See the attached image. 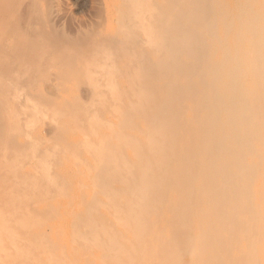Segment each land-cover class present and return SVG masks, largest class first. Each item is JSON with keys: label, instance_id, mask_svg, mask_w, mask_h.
<instances>
[{"label": "bare ground", "instance_id": "obj_1", "mask_svg": "<svg viewBox=\"0 0 264 264\" xmlns=\"http://www.w3.org/2000/svg\"><path fill=\"white\" fill-rule=\"evenodd\" d=\"M121 1L114 34L124 37L112 40L117 43L113 54L124 51L120 74L115 75L108 62L113 54L106 49L99 52V68L112 100L94 87L95 96L110 103L117 119L90 118L95 141L86 138L83 147L93 158L84 165L92 193L73 218L70 259L39 252L37 258L25 254V260L35 264L45 256L46 264H83L87 257L91 264H164L161 256H167L168 264H218L235 232L248 225L237 209L227 211L235 205L228 198L238 190L234 187L248 184L255 174L264 194V133L256 142L250 134L253 116L260 112L264 119V80L260 85L254 81L264 75V0H237V7L232 5L226 26L234 16L248 15L251 36L234 24L229 43L216 60L211 55L220 47L222 30L215 16L228 0ZM137 37L142 44L138 50ZM216 67L224 92L217 87ZM154 75L160 77L154 80ZM121 78L126 81L122 89L117 83ZM186 80L191 86L181 88ZM156 81L159 86L154 90L151 84ZM157 96L158 102H153ZM244 143L252 148L247 156ZM252 157L260 158L259 174ZM167 207L173 208L170 221L164 220ZM156 211L159 218L154 220ZM226 218L223 225L231 234L221 231ZM153 227L159 228L156 237ZM149 234L156 238L152 240L156 246L164 243L161 249L169 244L168 253L162 249L166 256L161 249L157 253V247L154 253L151 250L153 255L144 253L145 246L152 247ZM244 239L247 256L239 264H259L256 239L249 234ZM254 245L256 252L251 249ZM152 256L162 260L156 262Z\"/></svg>", "mask_w": 264, "mask_h": 264}, {"label": "rangeland", "instance_id": "obj_2", "mask_svg": "<svg viewBox=\"0 0 264 264\" xmlns=\"http://www.w3.org/2000/svg\"><path fill=\"white\" fill-rule=\"evenodd\" d=\"M236 1H226L215 16L222 37L218 41L219 49L211 55L214 60L229 43V32L234 24L238 23L247 37L251 36L248 15L244 18L234 16L232 24L226 26L225 16L232 5L237 7ZM123 5L121 0H0V264H27L25 254L37 258L39 252L47 256L49 254L46 253L52 255V252L58 256L63 254L70 259L73 218L81 212L86 195L92 193L84 165L93 158L83 147L86 138L95 141L90 133V118L117 119L110 112V103L106 104L103 98L95 96L94 87L97 86L99 93L103 92L105 95H101L109 98L106 100H112L104 72L99 68V52L106 49L113 54L114 46H117V43H112V40L115 42L113 36L117 40L123 39L120 33L114 34L120 24L116 12L123 9ZM138 36L143 39L142 34ZM140 39L134 45L137 50L142 45ZM144 49L152 55L150 49ZM123 55L124 51L113 54L108 61L112 62L110 66L115 75L121 72L119 66L124 64ZM146 55L147 62L152 63ZM89 60L93 64H89ZM229 61L232 63L233 57L230 56ZM216 69L217 87L223 88L224 92L226 86L220 82V69ZM158 77L154 75V80ZM263 80L264 75L254 78L258 85ZM117 83L122 89L126 81L121 78ZM191 84L186 80L181 88ZM151 86L157 90L159 81L152 82ZM156 99L153 102H158L159 96ZM185 108L189 109L188 105ZM258 114L259 117L254 115L252 118V142L264 133V119L260 112ZM243 145L242 151L247 156L252 148L245 143ZM259 159H251L258 174L261 167ZM235 188L238 190L228 197L235 201V205L227 211L237 209L240 216L248 220V225L232 235L234 239L226 245V254L219 256L218 264H239L247 256L245 248L248 242L244 234L256 239L257 252L256 245L251 249L257 253L259 264H264V225H261L259 215L264 218L261 181L252 174L248 184ZM168 198L172 203V198ZM221 204L226 207V197ZM171 210H161V213L164 211L162 214L167 213L165 221H170ZM158 212L154 213V220L159 218ZM174 213L177 212L174 210ZM226 221L227 218L221 231L231 234L223 225ZM158 229H153L154 236ZM155 237L148 235L152 247L147 245L143 248L142 245L143 251L146 249L144 253H150L157 247L156 252L160 254L164 243L162 246L158 243L161 247L156 246L157 242L153 243ZM165 247L162 249L166 251ZM39 257L35 264L48 263L45 256ZM166 257L161 256L165 259L164 264H168ZM152 258L156 262L162 260ZM81 263L91 264L87 257Z\"/></svg>", "mask_w": 264, "mask_h": 264}]
</instances>
